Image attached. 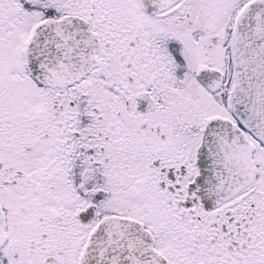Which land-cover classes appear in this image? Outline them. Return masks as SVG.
I'll list each match as a JSON object with an SVG mask.
<instances>
[{
    "label": "snow or ice",
    "instance_id": "1",
    "mask_svg": "<svg viewBox=\"0 0 264 264\" xmlns=\"http://www.w3.org/2000/svg\"><path fill=\"white\" fill-rule=\"evenodd\" d=\"M0 264H264V0H0Z\"/></svg>",
    "mask_w": 264,
    "mask_h": 264
}]
</instances>
